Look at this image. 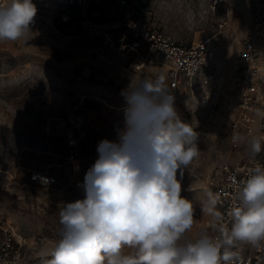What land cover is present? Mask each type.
<instances>
[{"label":"rangeland","instance_id":"rangeland-1","mask_svg":"<svg viewBox=\"0 0 264 264\" xmlns=\"http://www.w3.org/2000/svg\"><path fill=\"white\" fill-rule=\"evenodd\" d=\"M215 1L144 0L147 20L171 39L208 42L210 72L218 79L207 107L197 106L186 92L170 90L181 119L201 134L200 155L182 178L177 173L181 196L195 210L188 233L193 238L206 230L202 203L218 186L222 163L234 154L229 88L239 41L252 17L249 0ZM97 5L107 19H115L120 9L114 0ZM128 63V56L109 48L102 35L48 41L33 34L27 43L0 42V219L15 226L34 263L50 258L62 204L84 197L79 185L96 160L97 141L111 140L125 127L122 92L145 77L166 75L164 66L135 70ZM71 154L75 162L68 161ZM33 170H49L59 181L37 186L30 179Z\"/></svg>","mask_w":264,"mask_h":264},{"label":"clouds","instance_id":"clouds-1","mask_svg":"<svg viewBox=\"0 0 264 264\" xmlns=\"http://www.w3.org/2000/svg\"><path fill=\"white\" fill-rule=\"evenodd\" d=\"M36 14L32 0H0V42L27 43ZM122 95L125 128L117 142L99 143L98 158L79 185L84 197L59 208L58 239L41 264H236L239 244L264 241V164L233 180V204L219 237L206 230L189 237L195 210L181 196L177 173L182 178L200 155L201 134L181 119L163 73ZM232 139L243 141L253 160L264 150V138ZM217 203L209 191L201 211L222 221Z\"/></svg>","mask_w":264,"mask_h":264},{"label":"built area","instance_id":"built-area-1","mask_svg":"<svg viewBox=\"0 0 264 264\" xmlns=\"http://www.w3.org/2000/svg\"><path fill=\"white\" fill-rule=\"evenodd\" d=\"M99 1L32 0L37 7L32 31L48 41L77 34L102 35L109 48L128 56V69L164 66L169 90L188 93L199 107L211 105L218 79L210 72L212 61L206 40L186 43L171 39L155 22L147 20L144 0H114L120 7L115 19L101 15L98 5L95 7ZM249 2L252 17L246 35L239 41L227 108L234 154L222 163V177L213 191L218 195L216 210L224 220L215 221L208 214L205 219V228L214 238L221 235L219 226L228 222L235 195L233 180L245 179L254 163L264 164V150L253 160L245 143H234L232 139L234 134L264 138V115L257 112L264 113V0ZM130 11L135 12L133 17L128 15ZM120 132L107 140L117 142ZM102 140L96 143V159ZM68 161L75 162V155L71 154ZM30 179L37 186H50L59 181L49 170H33ZM24 245L15 226L0 219V264H37L27 257ZM233 250L238 252L236 264H264V241L258 246L239 244Z\"/></svg>","mask_w":264,"mask_h":264}]
</instances>
